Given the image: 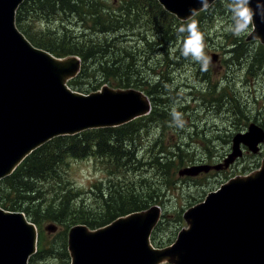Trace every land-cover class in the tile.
I'll return each mask as SVG.
<instances>
[{
  "label": "water",
  "instance_id": "water-1",
  "mask_svg": "<svg viewBox=\"0 0 264 264\" xmlns=\"http://www.w3.org/2000/svg\"><path fill=\"white\" fill-rule=\"evenodd\" d=\"M25 1L0 0V181L55 138L121 127L152 109L149 97L136 89L104 86L88 95L73 90L68 82L80 73L81 59L58 58L26 38L16 23ZM157 1L180 21L190 9H200L198 0ZM252 37L264 44L258 17ZM263 143L264 129L251 124L235 135L224 163L195 165L179 174L195 178L227 169L244 156L243 147L256 155ZM161 216L156 205L95 230L74 226L68 234L70 264H264V161L257 171L231 178L192 206L185 214L189 227L167 248H155L151 241ZM38 240L37 226L25 213L0 207V264H29Z\"/></svg>",
  "mask_w": 264,
  "mask_h": 264
},
{
  "label": "trees",
  "instance_id": "trees-1",
  "mask_svg": "<svg viewBox=\"0 0 264 264\" xmlns=\"http://www.w3.org/2000/svg\"><path fill=\"white\" fill-rule=\"evenodd\" d=\"M224 4L225 0H218L195 17L201 23L200 30L208 39L213 18L221 10H226ZM16 23L35 47L58 58L77 56L81 59L79 75L69 82L73 90L90 94L99 91L103 86L112 89L134 87L143 91L153 103V109L148 116L124 126L55 138L32 153L10 177L0 182V207L25 213L37 225L39 233L48 219L63 226L60 234L64 236L65 245L61 244L58 253L62 256L61 263L63 264L64 258L68 264L67 260L70 262V259L67 234L72 227L86 225L95 230L118 218L146 211L156 205L161 206L164 199L162 186L173 185V182L165 179L172 168L163 157L168 153L165 151L161 155L147 154L142 161L133 145L142 142L143 132L152 136L154 130L165 132L162 127L172 119L173 104L167 98L176 99L180 94L177 97L171 95V88L168 86L178 80L172 73L176 74L185 64V58L181 60V45H177L178 42L181 43L177 32L181 21L166 12L157 0H26L18 9ZM135 28L144 33L152 31V38L157 42L151 55L160 53L164 56L163 62L156 63L151 71L146 68L144 73L138 70L140 61L135 54L121 45V39L129 43L127 36L130 34L123 32H130L129 30ZM93 34L99 41L88 38ZM149 40L143 37L138 39L139 43L134 41L137 44L136 49L142 41ZM241 43L235 40L229 44L232 61L242 59L244 52L240 53L243 48ZM170 47L175 51L169 52ZM261 50L264 58V47ZM176 52L181 56L178 59H175ZM147 62L153 61L149 58ZM161 66L164 68L160 69ZM96 67L97 71L94 73L93 68ZM152 73L155 76L153 79ZM202 77L206 80V74ZM153 80H161V83L153 84ZM188 88L192 90V87ZM163 96L167 100L162 101ZM187 109L177 110L181 113V110L186 112ZM154 142L157 145V141ZM92 157L108 162L113 169V177L106 184L99 182L93 185L99 194L92 192L90 202L93 208L88 211L84 201L73 194L76 186L64 179L61 168L67 165L68 159L83 160ZM141 168H152L154 175L163 177L165 181L153 183L146 176H142L137 181L139 187L123 186L126 176L140 172ZM15 184L20 186V192H26V198L22 199L21 193L9 191ZM193 205L195 204L191 207ZM43 234H39L38 252L31 257L29 264H37L40 259L50 258L55 250L53 243L46 247ZM154 244L160 248L158 242Z\"/></svg>",
  "mask_w": 264,
  "mask_h": 264
},
{
  "label": "rangeland",
  "instance_id": "rangeland-1",
  "mask_svg": "<svg viewBox=\"0 0 264 264\" xmlns=\"http://www.w3.org/2000/svg\"><path fill=\"white\" fill-rule=\"evenodd\" d=\"M213 19L214 22L209 27L210 34H208V37L210 40L205 36V51L211 57L208 71L201 72L198 63L191 61L190 58L184 59L185 64L182 65L183 67L177 70L176 74L172 73L173 76L178 78L177 82L168 86L171 88V95L177 97L180 94V96L176 99L167 98L166 96L161 98L162 101L171 100L173 104L171 112L174 105L177 109L188 108L186 112L181 110L183 127L176 126L173 119H171L162 127L165 132L154 130L153 136L143 132L141 133L142 142H136L133 145V148L139 153V158L144 161L143 158L147 154H151L149 151L153 142L159 141L160 147L153 153L161 155L160 151L162 149L166 151L168 155H163V157L172 166L169 175L165 179L173 182V185L162 186L164 199L163 205L160 206L161 223L159 222L151 238L155 248L158 247L154 242H158L160 248L172 246L178 234L189 227L185 214L192 204L196 205L202 202L209 192L218 189L229 179L257 171L264 161L263 143L261 144V152L256 155L249 153L243 147L244 156L227 169L221 171L211 170L209 173L200 174L195 178L181 177L179 174L180 170L195 165L215 166L224 163V160L232 152L235 135L246 133L251 124H256L264 129V58L261 50L264 44L260 39L252 37L254 26L249 32L240 37L232 35L227 30L231 20L230 14L226 10H221ZM198 24L200 27L201 23L198 22ZM129 31L123 32V34H130L127 37L128 42L131 44L121 39V45L133 52L137 60L140 61L138 64L140 72L144 73L146 68L151 71L152 67H156V63L164 61V56L160 53L155 56L151 55L152 50L156 49L155 43L157 42L152 38L154 35L152 31L144 33L137 28ZM99 37L103 38L102 36ZM143 37L150 40L148 42L142 41L138 44L139 48L136 49L137 44H134V41L139 43L138 39ZM88 38L99 41L95 34ZM235 40L242 42L241 46L243 48L240 53L244 52V54L241 55L242 59L236 61V56H234L235 61H232L233 57L230 55L231 48H229V44L231 45ZM177 45L179 46L181 43L178 42ZM212 56H216L217 59L212 60ZM179 57L181 56L177 53L175 59ZM149 58L153 61L152 63L149 62L150 64L147 62ZM162 68L164 67L161 66L160 69ZM93 71L95 73L97 67L93 68ZM204 74H206V78L204 77L206 80L202 77ZM153 76L154 73H152L151 79H153ZM157 82L153 80V84ZM185 82L192 83V90L183 87ZM101 90L102 88L99 91ZM106 106L109 107L107 104ZM166 106L170 107L168 104ZM233 122L236 124L241 123L245 130L239 131V129H236L233 134ZM196 133L199 135L197 136ZM204 139H206L205 147H200L199 141ZM205 148L212 150V152H206ZM183 154L186 156L182 157ZM181 161H183L182 164ZM174 164L175 167H173ZM61 171L64 179L71 181L76 186L73 189V194L84 201L88 211L93 208L90 202L92 192H95L96 195L99 194V191L93 185L99 182L106 184L113 177L111 174L113 169L108 162L95 157L83 160L68 159L67 165L63 166ZM142 176H146L149 182L153 183L165 181L163 177L154 175L152 168H141L140 172L127 175L126 179L123 180V186L138 185L139 187L137 181ZM11 188L13 189L9 190L10 192L21 193L22 199L26 198V192H20L21 188L18 184ZM45 222L42 231L45 234L46 247L48 248L53 243L55 250L50 258L40 259L37 264H62V256L59 255L58 251L62 243L65 245L64 236L60 234L63 231V226L56 224L51 219ZM49 226H55V231H50L51 233L47 231L46 228ZM69 259L71 261L70 254ZM67 263L70 264L69 260H67ZM63 264H66L64 258Z\"/></svg>",
  "mask_w": 264,
  "mask_h": 264
},
{
  "label": "clouds",
  "instance_id": "clouds-1",
  "mask_svg": "<svg viewBox=\"0 0 264 264\" xmlns=\"http://www.w3.org/2000/svg\"><path fill=\"white\" fill-rule=\"evenodd\" d=\"M198 3L200 9H190V15L181 21L177 29L178 40L181 41V55L185 59L190 58L191 61L198 63L202 72H207L211 64V57L206 54L205 36L195 17L200 11H206L212 7L215 0H198ZM252 4L253 0H225L224 7L230 14L231 20L227 30L232 35L240 37L249 32L257 17L261 23H264V0H255V7ZM174 51L175 49L169 48V52ZM171 116L176 126L183 127L182 113L173 108Z\"/></svg>",
  "mask_w": 264,
  "mask_h": 264
},
{
  "label": "flooded vegetation",
  "instance_id": "flooded-vegetation-1",
  "mask_svg": "<svg viewBox=\"0 0 264 264\" xmlns=\"http://www.w3.org/2000/svg\"><path fill=\"white\" fill-rule=\"evenodd\" d=\"M161 83V81H158V84H160ZM182 85V84H181ZM192 85V83L191 82H185V86H183L184 88H188V87H192L193 88V86H191ZM152 106H153V103H152ZM232 128H233V134L235 133V131H236V129H239V131H244L245 129H243V127H242V124L241 123H235V122H233V124H232ZM163 135V134H162ZM196 135L198 136L199 134L198 133H196ZM228 135V134H227ZM226 135V136H227ZM222 138V137H221ZM218 139H219V137H218ZM200 142V144H199V146L200 147H205V144H206V139H204L203 141H199ZM153 143H155V142H153ZM157 143V145H155V144H152V148L150 149V153H153L157 148H159L160 147V143H159V141H157L156 142ZM141 148V147H140ZM206 152H208V153H211L212 152V150H210V149H207V148H205L204 149ZM162 152H165L163 149L160 151V153H162ZM191 152V151H190ZM199 152H201V151H199ZM209 160V159H208ZM201 162H203V160H201Z\"/></svg>",
  "mask_w": 264,
  "mask_h": 264
},
{
  "label": "bare ground",
  "instance_id": "bare-ground-1",
  "mask_svg": "<svg viewBox=\"0 0 264 264\" xmlns=\"http://www.w3.org/2000/svg\"><path fill=\"white\" fill-rule=\"evenodd\" d=\"M171 15V14H170ZM231 47V46H230ZM213 62V61H212ZM89 71V70H88ZM31 221V220H30ZM36 225V224H35ZM40 227V226H39ZM42 227H44V226H42ZM40 229V228H39ZM45 230V229H44ZM47 230V229H46ZM41 233H43V231H41ZM41 233H39V234H41ZM49 233V232H48ZM51 233V232H50ZM154 233V232H153ZM43 236V235H42ZM45 236V235H44ZM44 238V237H43ZM39 246V245H38ZM39 252H41V251H39ZM262 253V252H261ZM39 255V254H38ZM259 257H261V255H259ZM33 258V257H32ZM41 258V257H40ZM37 259V258H36ZM260 260V259H259ZM262 260V259H261ZM264 261V260H263ZM30 263V262H29ZM31 263H34V262H31ZM36 263V262H35ZM257 264H259V263H257Z\"/></svg>",
  "mask_w": 264,
  "mask_h": 264
}]
</instances>
